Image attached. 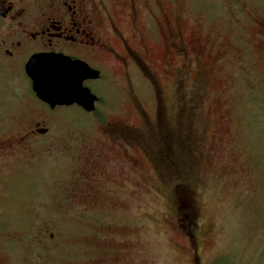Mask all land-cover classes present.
Segmentation results:
<instances>
[{
	"label": "rangeland",
	"instance_id": "374dc122",
	"mask_svg": "<svg viewBox=\"0 0 264 264\" xmlns=\"http://www.w3.org/2000/svg\"><path fill=\"white\" fill-rule=\"evenodd\" d=\"M145 2L200 46L182 43L184 57L159 68L166 127L151 125L127 153L107 152L104 172L85 143L103 138L101 123L76 109L46 118V136L0 147V264H264V0ZM143 37L161 57L158 33L143 28ZM110 75L96 84L102 119L155 122L143 76ZM18 95L0 141L45 116L25 86ZM193 203L189 235L177 219Z\"/></svg>",
	"mask_w": 264,
	"mask_h": 264
},
{
	"label": "flooded vegetation",
	"instance_id": "af4514ba",
	"mask_svg": "<svg viewBox=\"0 0 264 264\" xmlns=\"http://www.w3.org/2000/svg\"><path fill=\"white\" fill-rule=\"evenodd\" d=\"M154 4L156 7L158 0ZM143 28L158 33L162 46L157 55L161 57L155 58L153 49L147 46ZM182 43L192 48L193 52H197L195 48L200 47L195 38L184 43L179 28L167 13L161 9L148 8V5L146 7L145 0H0V101H3L0 120L18 113L17 108L23 102L18 92L24 86L28 99H32V102L35 99L46 108L45 111L42 110L45 116L37 115L30 120L25 133L14 135L9 140H1L0 147L8 149L22 145L37 135L46 136L47 128L42 127L46 118H50L58 110L76 109L86 116H93L96 122L101 123L103 138L99 142H88L86 139L85 143L90 148L87 151L92 163L101 164L96 170L104 172L108 163H111L107 152L121 149L127 153L128 146L145 141L152 126L166 127L167 123L162 118L164 106L157 76L163 64L167 70L177 56L184 57L185 48L180 46ZM42 54L61 55L70 61L81 63L80 67H89L98 72L97 78H88L82 83L97 98L92 111H85L75 103L50 108L36 97L25 67L33 55ZM180 65L182 66L181 63ZM119 67L128 78L134 71H138L152 87L155 122H148L149 117L143 109L145 117L140 129L115 120L102 119V97L96 84L108 78L107 76L111 77L110 74ZM2 93L8 94L1 96ZM160 135L163 143L168 140L169 134ZM102 162L108 165L103 166ZM178 210L177 206L176 211ZM195 213L194 203L186 205L185 216L177 219L181 221L177 224L178 227L189 235L193 230L191 227L194 228Z\"/></svg>",
	"mask_w": 264,
	"mask_h": 264
},
{
	"label": "water",
	"instance_id": "95a60500",
	"mask_svg": "<svg viewBox=\"0 0 264 264\" xmlns=\"http://www.w3.org/2000/svg\"><path fill=\"white\" fill-rule=\"evenodd\" d=\"M79 64L61 55H33L25 70L34 94L50 108L75 103L89 112L97 98L82 83L98 72Z\"/></svg>",
	"mask_w": 264,
	"mask_h": 264
},
{
	"label": "trees",
	"instance_id": "16d2710c",
	"mask_svg": "<svg viewBox=\"0 0 264 264\" xmlns=\"http://www.w3.org/2000/svg\"><path fill=\"white\" fill-rule=\"evenodd\" d=\"M168 139V138H167ZM167 142V143H166ZM166 142H164V145L161 147L162 149L160 150V152H159V154H158V156L160 157V153H161V158L162 159H164V157L166 156V152H167V149H168V146H169V139L166 141ZM163 154V155H162ZM160 159H158V161H159ZM170 161V159L169 160H167V162H162L161 161V163H162V165H165V164H167L168 162ZM168 166V165H167ZM165 173H167L168 172V174L171 172L170 170H167V169H165ZM176 171V170H175Z\"/></svg>",
	"mask_w": 264,
	"mask_h": 264
}]
</instances>
